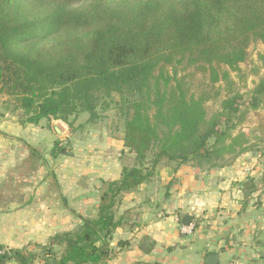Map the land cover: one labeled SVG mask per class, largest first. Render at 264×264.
<instances>
[{"label":"trees","instance_id":"1","mask_svg":"<svg viewBox=\"0 0 264 264\" xmlns=\"http://www.w3.org/2000/svg\"><path fill=\"white\" fill-rule=\"evenodd\" d=\"M256 42L264 44V0H0L4 111L20 125L73 130L80 114L93 123L116 108L133 158L118 181L102 182L96 219L52 238L59 263L106 260L118 199L160 165L209 171L264 154V77L246 95L230 78ZM219 99L209 115L205 104ZM65 154L55 143L51 156ZM256 190L244 184L245 197ZM0 252V263L18 256Z\"/></svg>","mask_w":264,"mask_h":264},{"label":"crops","instance_id":"2","mask_svg":"<svg viewBox=\"0 0 264 264\" xmlns=\"http://www.w3.org/2000/svg\"><path fill=\"white\" fill-rule=\"evenodd\" d=\"M1 115L0 249L18 256L0 264H61L63 248L51 240L96 219L102 182L118 181L122 153L130 156L122 130L92 137L79 127L78 173L71 161L77 155L65 147L75 128L53 120L20 125L14 114ZM55 143L65 155L51 156ZM254 157L248 162L246 153L209 171L159 166L118 199L109 256L95 264H205L209 256L217 264H264V174ZM249 179L257 190L245 197ZM185 216L194 228L190 236L179 231Z\"/></svg>","mask_w":264,"mask_h":264},{"label":"rangeland","instance_id":"3","mask_svg":"<svg viewBox=\"0 0 264 264\" xmlns=\"http://www.w3.org/2000/svg\"><path fill=\"white\" fill-rule=\"evenodd\" d=\"M261 56H264V44L260 42L251 44L247 50V58L245 62L239 64L240 73L230 72V78L234 80L236 84V89L241 94H245V95L248 94L253 89L254 85L261 78L264 77V60L260 58ZM189 71H191V69H189ZM202 79L203 78L199 74L194 75L193 86L195 85L197 88H199L200 85L202 84ZM4 100H5L4 97L0 96V115L8 113L4 111V107H5ZM219 103H220V99L208 101L205 104L207 113L210 115L213 112L217 111L219 109ZM100 115L101 117L97 119L95 122L87 123L88 115L86 113L80 114L76 118L72 126L73 128H75L76 131L69 132L68 137L66 138L67 145L65 147L68 149V151L72 150L75 153V155H77V157L71 161L75 162L76 164L75 169H77L78 173H79V148L76 147V150L78 149V151H75V147L73 146L75 143L74 140L79 141V127L82 128L84 127V129L86 128L88 130V132H86L87 135L91 133L92 137H96L97 135L98 137H103V135L105 136V134L110 136V134H112L113 132L118 133L117 131H119V127L122 130V122L119 119V115L116 108L115 109L111 108L108 111L100 113ZM1 116L4 117V115ZM91 124H94V126H91ZM90 129H96L97 131H94L95 133L89 132ZM243 130L247 132L250 129L243 128ZM248 154H249V158L247 159L248 162H251L250 160H252L253 156L256 157L259 155V158L256 159L259 162L258 164L256 163V165L259 167V172L264 174V154H260V152L259 153L254 152ZM120 159L122 161L121 162L122 168L131 167L133 165V158L131 155L124 156V154L122 153ZM255 168L256 167H253L251 168V170ZM260 185L261 186L263 185V180L260 181Z\"/></svg>","mask_w":264,"mask_h":264},{"label":"water","instance_id":"4","mask_svg":"<svg viewBox=\"0 0 264 264\" xmlns=\"http://www.w3.org/2000/svg\"><path fill=\"white\" fill-rule=\"evenodd\" d=\"M190 221H191V217L185 216L181 220V223H182V225L187 226L190 224ZM85 227H86V225H85ZM217 261H218V258L216 256H209V257H207L205 264H217Z\"/></svg>","mask_w":264,"mask_h":264},{"label":"built area","instance_id":"5","mask_svg":"<svg viewBox=\"0 0 264 264\" xmlns=\"http://www.w3.org/2000/svg\"><path fill=\"white\" fill-rule=\"evenodd\" d=\"M193 225L190 223L189 225L185 226V225H180L179 227V231L181 234L185 235V236H190L193 233ZM2 253V252H0Z\"/></svg>","mask_w":264,"mask_h":264}]
</instances>
